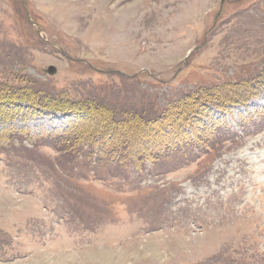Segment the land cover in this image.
<instances>
[{
    "label": "rangeland",
    "instance_id": "374dc122",
    "mask_svg": "<svg viewBox=\"0 0 264 264\" xmlns=\"http://www.w3.org/2000/svg\"><path fill=\"white\" fill-rule=\"evenodd\" d=\"M263 68L264 0H0V85L35 90L0 108V264H264ZM212 91L238 102L213 148L121 167L71 155L90 121L49 109L146 119Z\"/></svg>",
    "mask_w": 264,
    "mask_h": 264
},
{
    "label": "trees",
    "instance_id": "16d2710c",
    "mask_svg": "<svg viewBox=\"0 0 264 264\" xmlns=\"http://www.w3.org/2000/svg\"><path fill=\"white\" fill-rule=\"evenodd\" d=\"M262 78L264 79V68L253 78V81L250 80V84L256 87L258 84L255 85L254 81H259V79ZM245 89V92L250 91V93L255 90L252 88H250L251 90L249 88ZM34 91L35 90L31 86L18 90V88L0 85V102L5 104L3 106L1 105L0 108L8 117L12 118V116L16 115V113H18L17 111H19V107L16 106L18 101L22 100L30 105L35 104ZM38 94H40V92H38ZM41 95L45 97L44 94L41 93ZM42 96L40 98H42ZM1 98H3V102ZM198 99L204 100L203 105H200V103L194 104V101L196 100L197 102ZM223 99L218 96L215 91H212V93L204 95L203 97H192L190 102L178 103L174 107L165 109L164 112L159 115L146 119L141 115L131 113L118 116L109 106L89 99L69 105L65 102H61L60 104L51 103L52 106L57 104V107L49 106V109H55L63 116L73 114L75 117L78 116L79 119L80 117H85L87 121H90V125H85L83 127L86 128L85 132H71L72 134H70V136L72 140H67L66 145L69 148L67 150L71 151V153L75 152L81 154L84 160L93 155L97 163H111L121 167V159H123V165L124 163L131 164L132 162V164H135L141 162L143 158L153 163L160 160L159 157L161 155H163V157L168 156V152L170 151H183L191 154L192 149L198 145L206 150L213 148L215 144L211 145L209 142L214 143V141H216V138H213V136L218 134L222 128L218 118L227 115L229 112L227 110V105L238 103L234 98L228 102ZM45 102L49 103L50 101L45 100ZM201 108H203L204 111L210 108H216L217 110V114L213 116V122L210 126L209 133H207V131L204 132V130H199L196 125L197 123L191 124L192 120L197 118V112ZM4 120V114L0 111V121ZM91 124H94V126ZM144 128L146 129V133L148 132V134L144 136L147 143H144L145 147H141L144 150L138 148V146H131L132 143H129L130 140L139 141L142 139V137L139 136V132L141 134ZM75 129L76 128H74V130ZM216 131L217 133H215ZM192 135H194V137ZM131 136L135 140L132 139ZM1 137L0 135V138ZM79 143H81V145L78 149H75L76 151H73L69 146V144H71L75 147V145ZM84 147H88L87 153L83 152ZM146 147L149 148V151L145 150ZM176 147L177 149H175ZM90 150L93 152L89 153ZM71 155H73V153ZM87 160H89V158ZM87 160L86 162L88 164L89 162Z\"/></svg>",
    "mask_w": 264,
    "mask_h": 264
},
{
    "label": "water",
    "instance_id": "95a60500",
    "mask_svg": "<svg viewBox=\"0 0 264 264\" xmlns=\"http://www.w3.org/2000/svg\"><path fill=\"white\" fill-rule=\"evenodd\" d=\"M55 72V68L52 67V66H49L48 69H47V73L48 74H53Z\"/></svg>",
    "mask_w": 264,
    "mask_h": 264
}]
</instances>
